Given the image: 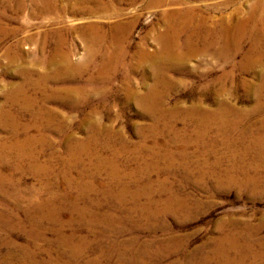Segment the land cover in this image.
I'll list each match as a JSON object with an SVG mask.
<instances>
[{"label":"rangeland","instance_id":"obj_1","mask_svg":"<svg viewBox=\"0 0 264 264\" xmlns=\"http://www.w3.org/2000/svg\"><path fill=\"white\" fill-rule=\"evenodd\" d=\"M105 1L112 2L106 11L88 0H0V264H7L8 254L33 264H197L219 238L236 234L264 256L261 158L249 173L260 178L258 189L219 186L187 176L182 166L190 171L199 161H221L214 168L219 174L255 159L252 151L242 156L239 147L225 148L213 133L218 126L209 133L217 140L213 148L188 141L192 126L183 118L190 110L215 114L221 103L247 115L244 128L262 126L264 133V106L252 113L264 99L255 93L260 69L247 70L243 61L249 43L226 62L214 50L182 61L154 56L170 9L186 5L196 15L226 21L245 12L251 0ZM129 24L123 55L105 70L98 57L81 70L61 66V51L72 64L85 60L90 27L111 38ZM149 94L156 95L158 134L154 117L138 101L148 103ZM171 111L173 122L160 118ZM154 146L158 169L143 177L139 170L150 162L145 149ZM112 159L122 178L118 184L103 165ZM170 194L183 206L160 210Z\"/></svg>","mask_w":264,"mask_h":264},{"label":"bare ground","instance_id":"obj_2","mask_svg":"<svg viewBox=\"0 0 264 264\" xmlns=\"http://www.w3.org/2000/svg\"><path fill=\"white\" fill-rule=\"evenodd\" d=\"M88 1L95 4V7L98 10L106 11L112 6L111 1L109 2L105 0H88ZM170 10L167 11L165 15H163L162 17V25L160 26L162 30L160 29L161 30L160 33L155 38V40L157 41V45L159 46L158 47L159 49L157 53L154 54V56H157L158 58H160V61L162 62H167V61L169 62V61H175V60L182 61V60H186L192 57L195 54H203V53L207 54L209 51L214 50L215 51L214 55H216L215 57L219 58V60L223 59L226 62L228 60L233 59L237 54L239 53L242 54L244 44L248 42L249 48L246 50L243 56V59H244L243 61L245 62L244 65L246 66L247 70L248 69L254 70L256 68L260 69L259 70L260 72L259 83L255 87V93L257 95L256 99H259L260 97L264 96V0H251L245 12H243L242 10L240 12L236 11V13H233L234 19L226 17L228 18L226 19V21H224L221 18L218 20V18L214 19L212 17L207 18L201 15H196L195 9H193L190 6H186V5L184 6V8H181V9L179 8L176 11H170ZM132 25L133 24H129L125 28H116L120 32V37L113 36L111 38H108L106 34H104L103 32L99 30V28L94 27V26L90 27L89 32L87 33V36L85 35L86 38L84 39L87 43L86 49H85L86 51L85 60H83L81 64H77V65L72 64L70 62L69 53L61 51V61H60L61 66L65 69V71L81 70V69H84L86 66L90 65L89 63L93 61L96 57H98L101 59V64L99 67L102 70H105L107 67L110 66L109 64H111L113 60H116V59L119 60V57L123 55L124 50L120 44L123 43V38L126 35H129L128 32L131 29ZM107 42H109L108 47L105 46V43ZM62 44H63V40L61 39V47H62ZM199 45H200V48H198ZM113 46L117 47V54H114L109 50L111 48L115 49V47ZM145 57L146 55L143 53L141 58L144 59ZM244 65L241 67L245 68ZM259 100H260L259 103H257V106L255 107V110L252 113L259 111L261 107L264 106L263 105L264 99L260 98ZM138 101H139V104L144 109L149 110L151 116L154 117L155 124L153 126L152 131H154L157 134L160 133L159 122L161 120L156 119L155 114H154V111L156 110L155 106L157 105V102H155L156 95L149 94L148 103H146L145 99L143 98H140ZM216 109H215L216 110L215 114L211 113L208 110L207 111L204 110L202 112H199L198 110H190L186 112L183 118L184 120L186 119L187 121H189L192 126V132L188 138V141H195L199 143L200 147L206 148V146H209V148H213V145L215 142H217V140L215 141L213 139H210L209 133H211L214 130L213 128L214 126H218L217 131L216 132L214 131L213 133L215 137H218V138L220 137L219 141L222 143V145L225 148L234 150L239 147L240 149L238 150L240 151L242 156L252 151L256 155L255 159L261 158V160H259L260 161L259 163L260 164L262 163L263 165L262 168H264V133L262 132V128H261L262 126L259 129H256V131H253L248 128H244L245 121L247 120V115L245 116L242 113L239 114L238 112H234L233 110H231L230 108H227L225 105L221 103H217ZM174 114L176 113L172 111L169 112V114H166V112H164V114H162L160 118L169 117L168 118L169 122H173L172 120H175ZM166 127L168 128V130L171 129V125L169 126L166 124ZM234 136H236V139L234 138L235 140H232V137ZM174 139L176 140L177 137H174ZM145 150H146L145 153L148 155V158H149L148 160L150 162L145 161L144 163H146V168L140 169L139 172H140V175H143V177L144 176L149 177L152 171L158 169V163H157L156 155H155L156 154L155 146L145 149ZM165 156H166L165 161L169 162L167 167L170 168L171 165L173 164V156L170 153H168ZM240 157L241 156H239L236 159L242 160V157L241 158ZM236 159H235V162H236ZM255 159L249 164H247V166L245 167H240L238 165L240 161H238V163L237 162L232 163L229 167L225 168L223 171H220L219 174L218 172L214 171V168L219 167L221 161H215L212 165L211 163L207 164L206 162L199 163L200 162L199 161L197 162L199 164L196 163L197 165L195 164V166H189L190 171L186 163L185 165H182V164L181 165L184 168L183 170L186 171L187 176H188V173H192L194 176H196L197 179H200V180L211 179V180H214L219 186H236L237 185V187L239 188H245V187L251 186L252 188L258 189L259 186L261 185L260 178L256 176L249 177L250 172H254L258 169L257 168L258 162H257V159L256 160ZM113 163H114V160L112 159L109 161H105L103 165L107 164V167L110 170V173H109V178L111 179L110 181H113L114 183L118 184L122 182V178L120 177V175H118V170L113 166L114 165ZM97 166L100 169L101 161L97 163ZM263 174H264V170H263ZM0 181H1V177H0ZM231 184H235V185H231ZM117 196L122 197V195L118 193H117ZM164 203L165 204L160 205L162 206L161 207L162 209H160L162 211L164 210L165 211L170 210L172 212L177 211V209L181 208L180 206L182 205V203H180V201L174 195H171V194L169 198L164 201ZM157 204L159 206V203ZM168 206H175V208L173 209L167 208ZM39 240H43V238L41 237L39 238ZM64 240H70V239H64ZM64 240H61V242H64ZM242 240L244 241V244H245L244 246L242 245L243 243L241 244L239 242V238L237 234L231 235V236L225 235L219 238L213 244L211 252L208 255L202 257L201 260L197 264H264L263 253L261 251H255L252 247L253 244L251 242L249 243V241L246 240V238L245 239L242 238ZM71 243L72 242L70 241V244ZM71 250L73 251V249ZM78 252L79 253L76 254L75 256L81 255V251L78 250ZM6 259L7 260L5 261V263L7 264H28V263L33 264L34 262L33 260L31 261V259H26V258H21V261L18 260V262H15L14 256L10 254H8Z\"/></svg>","mask_w":264,"mask_h":264}]
</instances>
